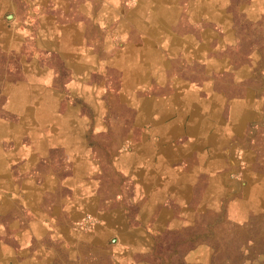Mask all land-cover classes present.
<instances>
[{
  "label": "rangeland",
  "instance_id": "obj_1",
  "mask_svg": "<svg viewBox=\"0 0 264 264\" xmlns=\"http://www.w3.org/2000/svg\"><path fill=\"white\" fill-rule=\"evenodd\" d=\"M12 1L0 264H264V0H68L49 37Z\"/></svg>",
  "mask_w": 264,
  "mask_h": 264
},
{
  "label": "crops",
  "instance_id": "obj_2",
  "mask_svg": "<svg viewBox=\"0 0 264 264\" xmlns=\"http://www.w3.org/2000/svg\"><path fill=\"white\" fill-rule=\"evenodd\" d=\"M17 1H18V4H19V2H21V4H23L24 9H26L25 2L27 1L28 3L32 4V7L35 10H37L38 28H40V36L45 34V33H47V35L49 37V34H53V32H58V28L60 26H57V25H61V23L57 22L56 16L54 17V15H52V12H50V11L54 10V9L56 10L57 7L67 10L66 7H67L68 0H17ZM169 1H172V0H169ZM76 4H78V3H76ZM78 5H80V4H78ZM72 6H73V10H75V9L77 10V9H80V8L82 10L83 6H85V5H81L80 8H75V4H73ZM10 8H17L16 6H13V1L12 0H0V13H4L6 9H10ZM87 8H90V5H88ZM21 9H23V7ZM160 9L161 10L165 9V10H168V11L170 10V12L174 15L175 14V10H178V3L176 4L175 1L174 2H168V3H166V5H162L160 7ZM24 11H26V10H24ZM20 17H21V20L24 18V16L21 13V11H20ZM25 22H26V20H25ZM68 24L70 25L68 27V29L71 30V34H73V30L77 29L76 27H80L79 23H67V25ZM157 24H159L158 26L162 27V23L161 22H158ZM5 31H7V32H5ZM0 32L8 33V32H12V31L7 30V28L4 27L3 25H0ZM13 32H16V29H14ZM78 33H77V36L79 37ZM12 34H15V33H12ZM184 41H185V39H184ZM43 42H45V41H43L42 38L40 37L39 38V43L43 44ZM70 42L72 43L73 46H75L77 44L78 40L74 39V38H71ZM151 42H153V40L149 39V44H151ZM49 44L52 45L51 42ZM147 46L145 47V49H143L141 51L146 50ZM172 47L173 46H171L170 48H172ZM145 53H149V52L145 51ZM145 53H143L141 55H144ZM126 58L128 59V64H129V66L131 68L132 65H133L132 62H134V64H135V60H134L135 57H125L124 61L126 60ZM126 66H128V65H126ZM149 101H150V103H149ZM169 104H172V103L170 102ZM161 106H162V102L161 101L147 100L146 101V107H145V109L143 111L142 117L145 118V119H149V117H151L158 110H160ZM150 107H152V108H150ZM159 113H160V115H162L161 110L159 111ZM159 122H160V120H159ZM161 122H162V120H161ZM163 164H165V162L162 163V166H163ZM162 166L156 165V164L152 165V168L154 169V172H155V173L153 172L154 173L153 175H155V178L153 177L154 178V180L152 182L153 185H157V184L161 185V183L159 182V178H160L161 172L164 169V167H162ZM30 191H33V190H30ZM33 192H36V191H33ZM31 198L32 197H30V196L28 197L29 200Z\"/></svg>",
  "mask_w": 264,
  "mask_h": 264
},
{
  "label": "bare ground",
  "instance_id": "obj_3",
  "mask_svg": "<svg viewBox=\"0 0 264 264\" xmlns=\"http://www.w3.org/2000/svg\"><path fill=\"white\" fill-rule=\"evenodd\" d=\"M143 1V0H142ZM95 2V1H94ZM149 2V1H148ZM144 3V2H143ZM165 4H166V2H164ZM163 3V4H164ZM98 4V3H97ZM148 4V3H147ZM162 4V3H161ZM98 6V5H97ZM137 6H139V5H137ZM157 6V5H156ZM110 8V7H109ZM158 9V8H157ZM167 9V8H166ZM164 10V9H163ZM134 11V10H133ZM102 12H104L103 10H102ZM106 12V11H105ZM137 12V11H136ZM169 12H170V10H169ZM101 13V12H100ZM133 13L134 12H132V15H133ZM143 14V13H142ZM110 15V14H109ZM103 16V15H102ZM146 16V15H145ZM130 17V16H129ZM132 18L134 17V16H131ZM137 17V16H136ZM135 18V17H134ZM138 18V17H137ZM147 18V17H146ZM139 19V18H138ZM109 21V20H108ZM112 22V21H111ZM145 24V23H144ZM147 24V23H146ZM145 24V25H146ZM137 25V24H136ZM139 26V25H138ZM164 27V26H163ZM55 29V28H54ZM126 29V28H125ZM162 29V28H161ZM158 30V29H157ZM4 31V30H3ZM5 32H7V31H5ZM9 33V32H8ZM69 33H70V31H69ZM5 34V33H4ZM156 34H157V32H156ZM159 35V34H158ZM161 35V34H160ZM159 35V36H160ZM156 36V35H155ZM2 40V39H1ZM15 42V41H14ZM17 47V46H16ZM150 50V49H149ZM145 51V50H144ZM134 52H136V51H134ZM157 53V52H156ZM155 53V54H156ZM151 54V53H150ZM154 54V55H155ZM77 55V54H76ZM68 56V55H67ZM77 57V56H76ZM75 58V57H74ZM121 59V58H120ZM145 59V58H144ZM155 59V58H154ZM156 60V59H155ZM116 61H118V59L116 60ZM115 61V62H116ZM119 61H121V60H119ZM124 61V60H123ZM123 61H121L120 63H122ZM114 62V61H113ZM139 62V61H138ZM111 63V62H110ZM118 63V62H117ZM119 63V64H120ZM154 63V62H153ZM152 63V64H153ZM124 64L125 65H128V82H129V79L130 78H132V77H134V82H136L137 83V80H138V76L137 77H135L134 76V74H135V72L137 71V70H135L136 69V66H135V64H134V62H132V67L130 68V66H129V64H128V62H127V58H126V60H125V62H124ZM141 64V63H140ZM116 65V64H115ZM154 65V64H153ZM26 67V66H25ZM155 67V66H154ZM146 70V69H145ZM39 72V71H38ZM145 72H147V70L145 71ZM149 72V71H148ZM151 72V71H150ZM142 76V75H141ZM150 80V79H149ZM147 82V81H146ZM130 83V82H129ZM128 87V86H127ZM184 87V86H183ZM182 88V87H181ZM13 91V90H12ZM186 92H188V91H186ZM126 93V92H125ZM129 93H130V91H129ZM178 93V92H177ZM178 94H180V93H178ZM126 96H128V95H126ZM17 97V96H16ZM40 97V96H39ZM189 97V96H188ZM188 97H187V99H188ZM12 98V97H11ZM197 98V97H196ZM41 99V98H40ZM178 99V98H177ZM191 99H193V96H192V98ZM25 100V99H24ZM164 101V100H163ZM192 101H194V100H191V103H192ZM149 103H150V101H149ZM148 103V104H149ZM194 103H196V102H194ZM193 103V104H194ZM198 103V102H197ZM200 103H201V101H200ZM140 104V103H139ZM163 104V103H162ZM154 105V104H153ZM152 105V106H153ZM170 106H171V104H169ZM201 105H202V103H201ZM150 106V105H149ZM166 106V105H165ZM198 106V105H197ZM168 107V106H167ZM181 107V106H180ZM47 108V107H46ZM45 108V109H46ZM143 108V107H142ZM150 108H152V107H150ZM166 108V107H165ZM148 109V108H147ZM175 109V108H174ZM177 110H178V108H176ZM194 109V108H193ZM202 108H200V110H201ZM215 109V108H214ZM161 110V109H160ZM168 110V109H167ZM197 111H198V108H197ZM197 111H195V112H197ZM193 112V111H192ZM166 113H167V111H166ZM206 114V113H205ZM204 114V115H205ZM240 114V113H239ZM159 115V114H158ZM162 115H164V114H162ZM197 115V114H196ZM200 115V114H199ZM165 116V115H164ZM199 117H201V116H199ZM207 117V116H206ZM241 117V116H240ZM52 118V117H51ZM69 118V117H68ZM150 118V117H149ZM194 118H196V117H194ZM148 120V119H147ZM180 120V119H179ZM178 120V121H179ZM187 122H188V120H187ZM234 122H235V120H234ZM170 123V122H169ZM189 123V122H188ZM187 123V124H188ZM203 123V122H202ZM167 124V123H166ZM172 124V123H171ZM184 124V123H183ZM47 125V124H46ZM64 125V124H63ZM207 125V124H206ZM69 126V125H68ZM162 127V126H161ZM169 127V126H168ZM196 128V127H195ZM163 129V128H162ZM161 129V130H162ZM146 130V129H145ZM168 131V130H167ZM66 132V131H65ZM181 132V131H180ZM193 132V131H192ZM191 132V133H192ZM160 133H162V132H160ZM185 133V132H184ZM195 133V132H194ZM208 133V132H207ZM66 134V133H65ZM164 134V133H163ZM179 134V133H178ZM182 134V133H181ZM191 135V134H190ZM166 136V135H165ZM216 136V135H215ZM198 137V136H197ZM205 137V136H204ZM165 139H166V137H164ZM199 138H200V136H199ZM227 139V138H226ZM78 141V140H77ZM81 141V140H80ZM163 141V140H162ZM74 142V141H73ZM157 143V142H156ZM149 144V143H148ZM158 144V143H157ZM201 144V143H200ZM75 145V144H74ZM143 146V145H142ZM151 146V145H150ZM153 146V145H152ZM80 147V146H79ZM193 147V146H192ZM149 149H151V148H149ZM155 149H157L156 147H155ZM161 149V148H160ZM152 150H153V148H152ZM232 150V149H231ZM151 151V150H150ZM139 152V151H138ZM39 154H41V153H39ZM155 154V153H154ZM176 154V153H175ZM202 154V153H201ZM139 155H141V153L139 154ZM174 157V156H173ZM175 157H177V155H175ZM135 158V157H134ZM140 159V158H139ZM204 159V158H203ZM174 160V159H173ZM206 160V159H205ZM78 161V160H77ZM156 161V160H155ZM171 162V161H170ZM163 167V166H162ZM212 167V166H211ZM141 169V168H140ZM82 170V169H81ZM139 170V169H138ZM151 173V172H150ZM155 173V172H154ZM78 175V174H77ZM151 176V175H150ZM153 177L155 178V176L153 175ZM212 194V193H211ZM33 196V195H32ZM154 197V196H153ZM255 197V196H254ZM152 198V197H151ZM156 199V198H155ZM157 200V199H156ZM152 204H153V201H152ZM33 207V206H32ZM145 208V207H144ZM151 207H149V209H150ZM34 209V208H33ZM109 217V216H108ZM114 222V221H113ZM106 228V227H105ZM95 240V239H94ZM92 241V240H91Z\"/></svg>",
  "mask_w": 264,
  "mask_h": 264
}]
</instances>
